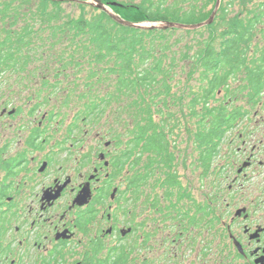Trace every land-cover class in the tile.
Listing matches in <instances>:
<instances>
[{"label": "flooded vegetation", "instance_id": "obj_1", "mask_svg": "<svg viewBox=\"0 0 264 264\" xmlns=\"http://www.w3.org/2000/svg\"><path fill=\"white\" fill-rule=\"evenodd\" d=\"M19 62L26 66L7 69L8 80L32 88L16 91L1 113L11 132L0 138V264H176L194 243L184 234L194 224L202 232L218 229L216 264H264L263 138L240 134L237 142L219 143V153L225 151L219 175L235 176L216 189L218 218L207 217L210 203L194 204V216L187 211L174 234L156 195L150 205L139 203L143 142H79L80 110L74 98L68 101L73 90L57 89L60 69L51 64L52 74L36 75L30 60ZM251 121L253 128L260 123ZM206 246H196L198 254Z\"/></svg>", "mask_w": 264, "mask_h": 264}, {"label": "trees", "instance_id": "obj_2", "mask_svg": "<svg viewBox=\"0 0 264 264\" xmlns=\"http://www.w3.org/2000/svg\"><path fill=\"white\" fill-rule=\"evenodd\" d=\"M17 1L2 0L0 3V70L24 68L26 64L19 61L30 58L24 50L34 41L37 32L34 27L29 28L30 24L21 30L13 29L19 25L21 16L36 11L37 17L40 21L44 20L50 30L48 40L59 43L65 35L71 34V42L81 44L77 50L88 56L80 57L85 60L82 64L67 60L63 64H55L60 69L57 73L64 74L71 65L94 66L95 70L89 72V79L108 81L115 77L116 100L121 95L134 96L130 104L134 127L130 130L132 137L127 142H143L144 154L151 156L145 166V182L154 173L155 167H159L166 176L165 184L168 187L179 183L176 175L170 173L175 158L169 143L175 142L172 135L178 124L173 119L174 114L164 112L171 99L178 98L173 89L179 83L173 85L172 82L175 81V68L180 60L187 62L189 78L200 83L197 90L189 87L188 95L191 97V115L198 119L192 130L193 139L190 138L195 142L199 154L202 176H207L212 170V164L219 154V143L226 141L227 135L236 129L245 115L230 101L234 102L238 95L248 98L256 106L264 101V47L254 44L258 34L264 35V29L259 28L264 24V2L254 10H247L246 15L232 17L230 8L235 0H229L228 4L221 3L219 16L211 25L198 29L164 30L126 26L99 8L89 19L70 16L63 21L62 6L66 3L63 0H37L40 4L37 10L27 6L28 0L14 4ZM99 1L106 4L111 0ZM216 2L204 0L201 6H191L189 11L177 7L154 10L151 6V9H146L145 3H121L123 6L112 9L125 21L135 24L172 22L191 26L209 20ZM80 8L84 9L85 3L80 4ZM23 9L26 11L24 14L21 13ZM121 12H129L130 16ZM188 36L191 43L185 39ZM182 43H185L183 48L180 47ZM68 58L72 60L75 56ZM11 60H15L14 64L10 63ZM100 67H103L101 71L98 70ZM219 94L223 97L220 104ZM111 97L109 95L108 99ZM183 98V95L178 98L181 106ZM199 107L201 110L198 111ZM89 109L95 108L88 105ZM160 115L165 116L162 121ZM206 211L208 214L211 211L208 205Z\"/></svg>", "mask_w": 264, "mask_h": 264}, {"label": "rangeland", "instance_id": "obj_3", "mask_svg": "<svg viewBox=\"0 0 264 264\" xmlns=\"http://www.w3.org/2000/svg\"><path fill=\"white\" fill-rule=\"evenodd\" d=\"M63 1L66 2L62 6V9L64 10V13L61 14L63 21L69 19L70 16L73 18L85 16L89 19L98 12L97 6L92 4L93 1L91 0H74L75 2L72 3L67 2L72 0ZM1 2L2 0H0V3ZM82 2L85 3L84 9L80 8V4H83ZM203 2L204 0H111L109 3H102L107 6V11L114 13L112 8L123 6L121 3H145L143 5L146 9L153 8L154 10H157L158 8L161 10H168L169 8L173 9L174 7H177L182 8L183 11H189L191 6H201ZM262 2H264V0H235L234 4L230 8L232 12L231 16H239L240 14L246 15L249 10L258 8ZM21 3H23V0L14 2L16 5ZM113 3H117L119 5H115ZM221 3L228 4L229 0H221ZM39 5L40 4L37 0H28L27 6L32 8V10H37ZM25 12V9L21 10L22 14ZM36 13L37 12L34 11L33 14L21 16L19 25L13 27L15 30L17 28L21 30L22 27L25 28L26 24H30L29 28L34 27V30L37 32L34 36V41L29 45L28 49L24 50V53L30 57L29 59H23L31 61L29 62V68H39L35 74L47 76L52 74L53 66L56 67V69L59 68L58 66H55V61L57 64H63L64 60L71 63L74 62L75 64H82L85 60L80 57L86 58L88 55H84L85 53H82L80 49L77 50L78 46H81V44L77 45L76 42H71V34L65 35L63 40L59 43L55 40H48L50 30L46 27L44 20L40 21ZM121 14L129 15L130 13L121 12ZM217 16H219V12H217L215 18H217ZM140 25L149 28L151 26L161 27L163 24L143 23ZM259 28L263 30L264 24L259 25ZM1 29L2 22L0 21V30ZM204 33L207 35L206 32ZM1 35L2 33L0 32V36ZM177 36L178 35H176V37ZM185 39L187 42L191 43V38L189 36L188 38L185 37ZM184 44L185 43H182L180 47L183 48ZM254 44H258L263 48L264 35L262 36L261 34H258V36L255 37ZM68 56H75V58L70 60ZM51 64L53 66H51ZM93 68L94 66L88 65H84L83 67L71 65L66 69L64 74H58L55 72V74L61 76V83L58 85L57 89L60 91L73 90L75 92V96L68 100L71 101L74 98L73 100L77 104L74 105L73 108H78L80 110L79 130L74 136L75 138H79V142H127L128 139L132 137L130 130L134 127L130 114L132 111L130 104L134 96L129 97L127 95H121L120 98L116 100L114 98L116 95L115 77H112V80L108 81H96V79H89V72L95 70ZM102 69L103 67L98 68L100 71ZM175 70V81L172 82V84H179L175 87L173 86V92L178 95V98L182 95L184 96L182 99V106L180 105L178 98L171 99L170 105L167 110L165 109L166 111L164 113L174 114L173 119L178 124V126L174 129V134L172 135V140H175V142L169 143L172 145L171 152H173L175 158L170 173L176 175L179 183L177 186L168 187L165 184L166 176L164 172L161 171L159 167H155L154 173H152L149 180L144 182V195L139 203L143 202L144 204H149L151 203L150 199L156 195L160 210L164 215L163 218H166L165 225L172 224L173 228L175 225L174 234H179L177 231L180 230L177 226L179 224L184 225L185 220L187 221L185 213L189 211L188 213L190 216H194V210L190 209L194 203H210L214 209H211L207 217L210 219L218 218L217 215L219 214V209L216 207L217 201L215 200L217 196L216 189L219 188L218 186L220 184L222 187L228 188L233 183L232 181L235 175H232L233 173L230 170V172L228 170H223L219 175V167L225 164V161H223L224 159L219 158V154L221 156L225 155V151H221L216 156L212 164V170H210L209 174L207 176H202L203 169H200L199 167L201 166L199 164V154L195 142L192 140L194 133L192 130L195 129V123L198 119L196 117H192L191 115V97L188 95L190 94L189 87L192 88L193 86L195 87V90H197L200 83L197 80H191V78L187 75L189 72L187 62L180 60L178 62V67L175 68ZM12 73V71L7 69L0 70V138L10 131L8 118L1 119L2 109L5 107L9 108L8 105L17 100L16 91H26L32 88V86H30L31 83L26 84L23 80L16 81L12 78L8 80V75ZM16 75H23V73H16ZM20 83H23L22 85H25L26 87L28 85V87L23 89V87H20ZM16 85H19V87L17 88ZM235 85L236 84L233 86ZM83 94L89 95L84 96ZM109 95L112 96L111 99H108ZM218 100L220 104L223 100L222 94L218 95ZM230 103H233L234 107L241 109L242 114L245 115L239 120L236 129L227 135V139L224 144L228 145V142H237L240 134L244 135L243 139H249L250 135L251 138L264 139V101L263 105L259 104L256 106L250 102L248 98L238 95L237 99L234 102L230 101ZM216 104L217 102L214 103V105ZM88 105H92L95 109H90V111L87 110ZM96 105H98L97 108L95 107ZM197 110H201V107ZM69 111H71V106ZM83 118H85L84 121L82 120ZM164 118L165 116L162 117L160 115V121ZM251 120L260 121V123L259 125L255 124V127L253 128L254 123H252ZM150 157L151 156H148L147 154L144 155V172L145 166L149 162ZM228 157L232 158V156ZM235 188L236 186H233V190ZM131 204L136 206V203L134 202ZM223 207H226L225 204ZM194 218H199L198 213H196ZM187 229L188 230L184 231V234L186 237H189L188 240L191 239L194 243L190 249L186 250L185 261L183 258L178 257L176 258L175 263L188 264L191 262L192 264H216L219 261V254H217V248L215 247V245L219 242V239L215 237L219 234V231H217L218 229L216 227L211 229V226H208L207 230L202 232L201 230L203 228L196 224L191 225V227H188ZM167 233L168 232H166V234ZM199 234L202 235L201 237L203 238H200L198 236ZM205 242L207 244L206 251L203 254H198V247L196 246L199 244L204 245Z\"/></svg>", "mask_w": 264, "mask_h": 264}, {"label": "water", "instance_id": "obj_4", "mask_svg": "<svg viewBox=\"0 0 264 264\" xmlns=\"http://www.w3.org/2000/svg\"><path fill=\"white\" fill-rule=\"evenodd\" d=\"M91 1H93L92 4L96 5L97 8H99V9H101L103 11H107L108 10L107 6L104 5L101 1H99V0H91ZM86 3H88V2H86ZM113 4H115V3H113ZM117 5H119V4H117ZM220 6H221V0H217L216 8H215L213 14L211 15V17L209 18V20H207L206 22H203L201 24H198V25H191L190 26V25H182V24L168 22V23H164L161 27L151 26L148 29H156V28H158V29H164L165 30V29H168V28H183V29H198V28H202V27L211 25L214 22V19H215L216 15H217V12L220 9ZM107 12L110 13L113 16V18L116 19L121 24H124V25L129 26V27H133V28H146L144 26H141L140 24H135V23H131V22L125 21L120 16L116 15L115 13H112V12H109V11H107Z\"/></svg>", "mask_w": 264, "mask_h": 264}]
</instances>
